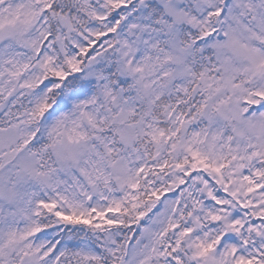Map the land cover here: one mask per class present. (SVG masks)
Listing matches in <instances>:
<instances>
[{
  "label": "snow or ice",
  "instance_id": "snow-or-ice-1",
  "mask_svg": "<svg viewBox=\"0 0 264 264\" xmlns=\"http://www.w3.org/2000/svg\"><path fill=\"white\" fill-rule=\"evenodd\" d=\"M0 264H264V0H0Z\"/></svg>",
  "mask_w": 264,
  "mask_h": 264
}]
</instances>
